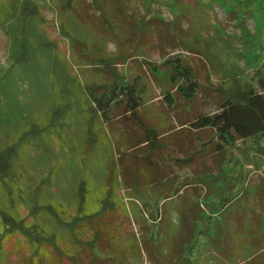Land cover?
<instances>
[{
	"label": "rangeland",
	"instance_id": "374dc122",
	"mask_svg": "<svg viewBox=\"0 0 264 264\" xmlns=\"http://www.w3.org/2000/svg\"><path fill=\"white\" fill-rule=\"evenodd\" d=\"M176 56L206 92L192 105L148 73ZM135 77L136 120L107 123L88 87ZM261 80L264 0H0L3 264L37 246L16 225L73 252L72 232L101 211L121 232L108 236L112 254L139 240L131 264H151L144 248L156 264H264V134L219 148L213 129L192 125L229 94L262 91Z\"/></svg>",
	"mask_w": 264,
	"mask_h": 264
},
{
	"label": "trees",
	"instance_id": "16d2710c",
	"mask_svg": "<svg viewBox=\"0 0 264 264\" xmlns=\"http://www.w3.org/2000/svg\"><path fill=\"white\" fill-rule=\"evenodd\" d=\"M147 66L149 74L157 81L166 79L171 87H175V92L191 105L200 94L206 96L203 85L199 82L193 68L181 60L179 56L168 58L161 63H148ZM162 69L165 71L163 72ZM163 73L165 74L163 75ZM260 82L263 88L262 91H257L249 86L240 93L227 95L214 113L197 114L192 122L194 129L197 131L213 129L211 139H217L219 148L231 140L247 139L264 134V82L263 80ZM88 92L99 114L109 124L115 121V117L120 116L123 118L121 120L122 126L128 121L136 120L137 110L144 103V89L138 77H135L132 82L118 80L108 86L91 84L88 87ZM165 97L170 104L174 103V98L169 94V91H166ZM173 106L171 105V108ZM197 135L200 139L199 134ZM148 141H151L152 145L159 143L158 133L153 131V137L149 136L146 142L148 143ZM193 155L191 153L184 158L176 159L179 162L189 164L193 160ZM182 189L183 187H177L174 194L166 193V198L179 194ZM230 202L231 200H228L225 203L223 210H221L222 213ZM107 214L105 211H101L84 217L79 222L81 228H84L83 232L80 235L72 232L75 243L73 247L78 248V252L75 248H73V252H66L59 244L56 236L53 239L46 235L37 236L29 228L26 230L23 223L16 225L14 229L21 231L29 244L38 246L33 245L25 263L20 262V264H63L65 259L70 261V264H131L128 252L134 260L142 258L143 250L140 247L139 240L135 237L133 243L135 249L130 247L126 250L127 254L122 257L119 254L111 253L113 241L108 236L111 235L112 231L116 232L118 236L121 232L114 222L112 224L111 220L104 219ZM223 234L225 236L224 230ZM47 246H52V249L48 252ZM3 249L0 245V252ZM144 249L147 253L149 252L150 263L156 264L159 260L155 256L156 249L151 251L148 248ZM80 250L89 251L91 257L88 256V259L83 260L84 257L83 254L79 253ZM7 260V254L3 259L0 257L1 264L7 262Z\"/></svg>",
	"mask_w": 264,
	"mask_h": 264
}]
</instances>
